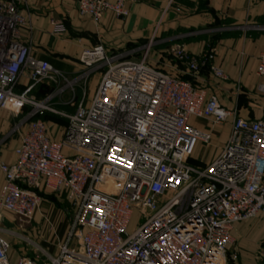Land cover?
Instances as JSON below:
<instances>
[{
  "label": "built area",
  "instance_id": "obj_1",
  "mask_svg": "<svg viewBox=\"0 0 264 264\" xmlns=\"http://www.w3.org/2000/svg\"><path fill=\"white\" fill-rule=\"evenodd\" d=\"M23 1L0 0V109L41 107L31 91L56 77L22 39ZM127 1L78 0V8L94 19L108 10L125 18ZM51 24L53 34L66 32L62 21ZM170 53L192 74L208 67L225 76L212 47L195 56L176 42ZM80 61L87 72L102 70L91 103H80L58 141L45 122L31 121L16 164L0 166V264H12L2 212L31 220L42 191L64 196L73 216L66 242L57 255L45 253V264H229L234 226L264 214V118H235L226 145L200 165L192 161L194 144H209L211 134L189 118L224 123L231 112L216 97L150 63L148 52L130 58L99 43L83 48ZM257 71L264 76V52ZM26 72L30 83L17 92ZM137 213L143 221L132 225ZM230 260L237 264V253ZM15 264L41 263L21 257Z\"/></svg>",
  "mask_w": 264,
  "mask_h": 264
},
{
  "label": "crops",
  "instance_id": "obj_2",
  "mask_svg": "<svg viewBox=\"0 0 264 264\" xmlns=\"http://www.w3.org/2000/svg\"><path fill=\"white\" fill-rule=\"evenodd\" d=\"M127 5L130 14L125 18L108 10L99 19H94L79 13L78 0H24L20 8L27 17L28 26L22 29V39L31 46L35 56L48 60L61 71L79 76L87 70L80 61L82 49L99 43L110 54H128L147 38L155 39V54L158 56L176 42L183 43L195 56L214 48V62L222 68L224 77L210 72L208 67L192 74L180 63L174 66L167 61L152 62L165 71L192 80L204 90L207 99L216 97L221 106L231 112L221 124L205 118H189L190 125L211 134L209 144L201 141L194 144L192 161L209 164L226 145L235 118H264V92L259 90L264 76L257 71L259 56L264 52V0H128ZM52 19L62 21L66 32L53 34ZM98 79L97 74L90 77L86 92L79 86V102L91 103ZM29 83V73L26 72L16 91H24ZM49 92V84L42 82L32 89L31 95L41 99ZM20 111L12 104L0 109V166L2 163L13 166L17 162L16 151L28 130V124L23 123L24 115L18 117ZM64 130L56 135L53 132L54 138L51 131L49 134L58 141ZM4 187L5 176L0 167V193ZM11 220H4L3 225L9 227ZM10 242L12 264L21 257H30L26 246L16 245L11 239ZM53 247L51 244L49 250L52 251ZM262 251L264 214L260 213L256 218L234 226L228 262L234 264L230 257L237 253V264H264Z\"/></svg>",
  "mask_w": 264,
  "mask_h": 264
},
{
  "label": "rangeland",
  "instance_id": "obj_3",
  "mask_svg": "<svg viewBox=\"0 0 264 264\" xmlns=\"http://www.w3.org/2000/svg\"><path fill=\"white\" fill-rule=\"evenodd\" d=\"M172 45L158 56L155 54L157 49L155 39L147 38L129 50L128 55L140 58L145 52H148L150 63L156 64L154 60L161 63L167 61L175 66L179 62L170 53ZM56 70L55 80L47 82L50 86L49 94L41 99L36 98L41 107H36L31 103L17 105L22 110L19 112L18 117L21 118L24 115L23 123L28 124V128L31 121L41 120L50 128L52 136L53 132L56 135L63 131L68 124V117L77 111L81 103L78 101L79 86L83 87L82 90L86 92V85L91 76L93 78L97 74L99 79L102 77V70L90 72L86 70L83 76L61 71L57 68ZM99 82L100 80L98 84ZM69 212H71V209L64 196L42 191L40 207L31 220L23 222L8 212H2L1 219L3 221L12 219V224L7 227L8 229L5 227L8 230L6 237L9 240L11 239L13 243L16 242V245L26 246L29 258L38 259L39 263L45 264V253L48 252L52 256L57 255L60 247L66 242L70 228L68 223L69 220L72 222L73 218L72 212ZM133 220L132 225L137 224L138 220L143 221L138 213ZM51 244L54 246L52 251L49 250Z\"/></svg>",
  "mask_w": 264,
  "mask_h": 264
},
{
  "label": "trees",
  "instance_id": "obj_4",
  "mask_svg": "<svg viewBox=\"0 0 264 264\" xmlns=\"http://www.w3.org/2000/svg\"><path fill=\"white\" fill-rule=\"evenodd\" d=\"M180 76H181V75H180ZM181 77L185 78L184 76H181Z\"/></svg>",
  "mask_w": 264,
  "mask_h": 264
}]
</instances>
